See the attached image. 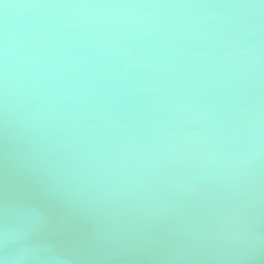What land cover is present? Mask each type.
<instances>
[{
	"label": "water",
	"instance_id": "obj_1",
	"mask_svg": "<svg viewBox=\"0 0 264 264\" xmlns=\"http://www.w3.org/2000/svg\"><path fill=\"white\" fill-rule=\"evenodd\" d=\"M0 264H264V0H0Z\"/></svg>",
	"mask_w": 264,
	"mask_h": 264
},
{
	"label": "clouds",
	"instance_id": "obj_2",
	"mask_svg": "<svg viewBox=\"0 0 264 264\" xmlns=\"http://www.w3.org/2000/svg\"><path fill=\"white\" fill-rule=\"evenodd\" d=\"M7 7V6H6Z\"/></svg>",
	"mask_w": 264,
	"mask_h": 264
}]
</instances>
